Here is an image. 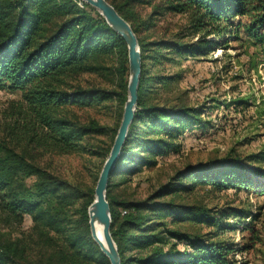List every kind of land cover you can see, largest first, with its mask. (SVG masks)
I'll list each match as a JSON object with an SVG mask.
<instances>
[{"label":"trees","instance_id":"1","mask_svg":"<svg viewBox=\"0 0 264 264\" xmlns=\"http://www.w3.org/2000/svg\"><path fill=\"white\" fill-rule=\"evenodd\" d=\"M76 1L0 0V87L19 90L28 109L23 122L7 129L12 141L0 136V215L16 223L24 214L31 219L19 235L0 231V264H109L87 222L101 165L92 186L83 188L40 165L32 153L36 147L86 152L102 163L126 98L124 39L92 5ZM107 1L130 24L140 55L133 116L105 187L109 232L120 263L234 264L229 252L250 247L264 232V222L256 226L260 212L183 201L179 193L192 192L196 185L264 191V181L261 187L253 178L264 177V168L252 164L263 155L229 153L187 163L142 198L118 197L113 187L175 148L185 127L202 122V108L178 86L180 70H168L166 63L203 56L224 46L227 37H239V29L264 60V0ZM166 13L183 14L186 20L166 34L168 28L156 22ZM84 72L105 80L106 86L82 82ZM107 100L117 105V120L104 145H91L85 136L105 134L108 128L92 118L77 120L67 107ZM114 175L120 177L114 180ZM237 226L245 233L242 245L222 237ZM29 250L34 257H28Z\"/></svg>","mask_w":264,"mask_h":264},{"label":"rangeland","instance_id":"2","mask_svg":"<svg viewBox=\"0 0 264 264\" xmlns=\"http://www.w3.org/2000/svg\"><path fill=\"white\" fill-rule=\"evenodd\" d=\"M81 5L80 1H76ZM143 11L148 7L141 8ZM237 16L234 17V19ZM186 17L180 13H166L157 19L159 27L174 30ZM224 36H228L227 33ZM238 36H229L225 45H216L200 57L179 58L177 62L166 63L168 70H180V88H186L190 101L202 108V122L185 127L175 138L176 146L165 154L156 156L155 163L141 166L129 174L124 181L114 185L113 192L118 197L142 198L165 181L177 168L187 163L206 160L209 157H222L236 153L244 155L259 153L264 156V60L254 43L246 38L241 29ZM216 40L218 37L209 35ZM90 81L106 86V81L96 75L82 73L81 81ZM70 115L79 121L90 118L106 126L105 134L90 133L84 140L91 145H104L114 126L118 113L117 105L110 100L95 105L67 107ZM28 109L17 89L0 87V136L11 140L6 133L11 124H18L27 118ZM35 160L54 173L83 188L94 183L93 173L101 165V158L86 152H58L34 148ZM252 164L264 168V157H257ZM120 175H114L116 180ZM261 183L264 177H253ZM30 184L31 177L26 179ZM263 186L262 183L260 184ZM180 200H200L207 205L227 203L251 212L259 211L256 220L264 222V191L252 188H226L209 190L206 186L196 185L192 192L179 193ZM248 217H244V220ZM231 220V219H229ZM31 224L27 214L19 222L6 220L0 215V231L11 236L19 235ZM185 227V226H184ZM204 229V226H202ZM244 231L237 227L223 231L222 237L235 245H242ZM178 248L183 244L178 242ZM28 257L35 256L29 250ZM235 259L234 264H264V232L250 247L234 249L229 252Z\"/></svg>","mask_w":264,"mask_h":264},{"label":"water","instance_id":"3","mask_svg":"<svg viewBox=\"0 0 264 264\" xmlns=\"http://www.w3.org/2000/svg\"><path fill=\"white\" fill-rule=\"evenodd\" d=\"M92 5L105 19V21L119 33L125 41L127 57V82L126 98L122 105L119 122L110 144L109 150L103 159L97 174L93 197L87 205V222L92 239L97 243L100 250L107 256L109 264H121L115 243L109 232V208L105 198V187L109 172L117 158L121 144L124 140L127 127L133 116L136 102V91L140 72V55L136 36L128 21L123 18L113 5L107 0H84ZM101 222L100 235L96 237L94 220Z\"/></svg>","mask_w":264,"mask_h":264},{"label":"bare ground","instance_id":"4","mask_svg":"<svg viewBox=\"0 0 264 264\" xmlns=\"http://www.w3.org/2000/svg\"><path fill=\"white\" fill-rule=\"evenodd\" d=\"M100 226H101V222L99 220L95 219L94 220V229H95L96 237L99 239L101 238Z\"/></svg>","mask_w":264,"mask_h":264}]
</instances>
